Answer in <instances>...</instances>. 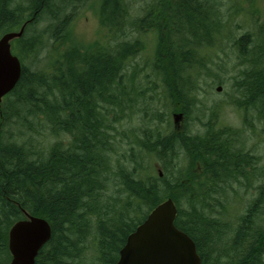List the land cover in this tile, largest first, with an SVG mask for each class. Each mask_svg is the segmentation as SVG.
<instances>
[{
	"label": "trees",
	"instance_id": "trees-1",
	"mask_svg": "<svg viewBox=\"0 0 264 264\" xmlns=\"http://www.w3.org/2000/svg\"><path fill=\"white\" fill-rule=\"evenodd\" d=\"M92 1L0 0V36L25 25L12 43L21 76L0 108V264L10 262L8 232L23 212L51 227L34 264H80L89 245L93 264H115L128 235L168 198L202 264H264V166L237 146L240 132L211 119L203 134H189L145 106L159 100L187 119L206 53L223 37L216 4L100 0L105 39L79 47L71 35L75 10ZM147 18L154 36L144 33ZM259 26L232 49L243 58L234 84L239 106L264 128ZM145 47L153 51L144 67L137 58ZM147 68L144 77L157 84L142 88ZM129 113L145 120L130 137L122 131ZM155 159L162 177L149 172ZM179 160L187 162L176 171Z\"/></svg>",
	"mask_w": 264,
	"mask_h": 264
},
{
	"label": "rangeland",
	"instance_id": "rangeland-1",
	"mask_svg": "<svg viewBox=\"0 0 264 264\" xmlns=\"http://www.w3.org/2000/svg\"><path fill=\"white\" fill-rule=\"evenodd\" d=\"M135 1L137 7H140L144 2H151L154 0ZM211 1L216 4L217 15L220 19L219 22H221V20L223 21L225 31H222L223 37L219 39V41H215V44L213 43L211 45L210 48L214 51H208L206 53V57L209 61L196 85L198 91L196 90L193 97V107L189 116L183 123V129L189 134H203L206 131L204 124L212 119L217 127L224 124L231 129L238 130L241 135V141L236 143L237 146L241 145L245 151L258 157V159L261 160V162L259 161V166H264V128L259 124L255 112L251 110L247 112L239 106L241 97L236 94L234 84L236 80L240 78V71L242 69L240 60L243 61V58L238 56L236 49H232L233 41L239 37L256 33L255 30L261 32V27L259 25L260 22H264V0ZM74 10L75 9L70 8L68 14H71ZM75 13L76 16L71 25V35L73 41L79 47L90 48L94 43H97V41L105 39L106 32L101 23L100 16V0L92 1L88 6L81 5L77 11L75 10ZM142 15L144 14L141 13L140 16ZM258 26L259 28H257ZM262 32H264V29ZM224 34H226V36H224ZM145 37L146 36H138L136 39H139L141 43H143L145 40L147 41ZM227 39H229V41ZM204 50H206V47L202 49V51ZM150 51H153L151 47L146 48V53H141V56L137 58V62L140 66L145 67L146 59H148L147 55ZM203 53H205V51ZM147 75H150L149 68H147L146 73L144 72L143 77L139 80L142 88L143 86H150L149 83L157 84L154 82V78L144 77ZM218 87L221 88V91H217ZM162 104V102L157 100L148 102L145 106L151 111L160 109L162 113H167L166 117L171 123L172 114L180 112V107L173 106L168 109H163ZM141 107L142 105L139 104L138 107L135 108V111ZM141 115L140 113H129V120H127L122 129L123 132L129 130V137L134 128H143L145 120H143V116ZM163 128H165V125L161 127L162 130ZM183 162L187 161H178L176 171L182 170L185 166ZM155 164H159L156 159L153 160L150 165L149 172L152 174L156 173L154 168ZM229 207L231 208V212L236 209L231 205ZM94 256L95 247L89 245L80 264H93Z\"/></svg>",
	"mask_w": 264,
	"mask_h": 264
},
{
	"label": "water",
	"instance_id": "water-1",
	"mask_svg": "<svg viewBox=\"0 0 264 264\" xmlns=\"http://www.w3.org/2000/svg\"><path fill=\"white\" fill-rule=\"evenodd\" d=\"M24 27L0 38V108L3 97L14 89L21 76V65L11 52V42L22 36ZM172 118L174 127L180 128L183 115L173 114ZM23 213L26 219L14 223L8 233L9 264H34L38 252L51 238L46 220ZM176 215L171 199L155 207L128 235L116 264H201L194 241L175 226Z\"/></svg>",
	"mask_w": 264,
	"mask_h": 264
},
{
	"label": "flooded vegetation",
	"instance_id": "flooded-vegetation-1",
	"mask_svg": "<svg viewBox=\"0 0 264 264\" xmlns=\"http://www.w3.org/2000/svg\"><path fill=\"white\" fill-rule=\"evenodd\" d=\"M152 2V4H151V6H153L154 5V1H151ZM148 19V18H147ZM150 20L151 19H148L147 20V24H146V27L147 28H143V30H144V33H145V35H147V36H154L155 35V32H156V29H154V28H148V27H150L151 25H154V24H151L150 23ZM157 25V24H156Z\"/></svg>",
	"mask_w": 264,
	"mask_h": 264
},
{
	"label": "bare ground",
	"instance_id": "bare-ground-1",
	"mask_svg": "<svg viewBox=\"0 0 264 264\" xmlns=\"http://www.w3.org/2000/svg\"><path fill=\"white\" fill-rule=\"evenodd\" d=\"M144 10V9H143ZM144 12V11H143ZM142 19V18H141ZM213 19V18H212ZM215 20V19H214ZM211 23V22H210ZM215 23V22H214ZM182 25V24H181ZM197 28V27H196ZM222 30V29H221ZM209 34V33H208ZM232 35V34H231ZM225 36V35H224ZM232 39V38H231ZM197 42V41H196ZM219 43V42H218ZM203 45V44H202ZM216 45H217V43H216ZM218 45H220V44H218ZM204 48V47H203ZM221 49V48H220ZM212 51H214V50H212ZM235 56V55H234ZM237 56V55H236ZM241 62V61H240ZM245 66V65H244Z\"/></svg>",
	"mask_w": 264,
	"mask_h": 264
}]
</instances>
